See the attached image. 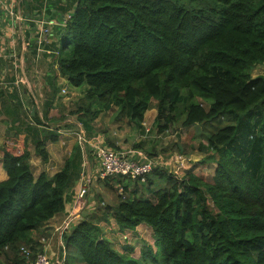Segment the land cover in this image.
Returning <instances> with one entry per match:
<instances>
[{
    "label": "trees",
    "instance_id": "trees-1",
    "mask_svg": "<svg viewBox=\"0 0 264 264\" xmlns=\"http://www.w3.org/2000/svg\"><path fill=\"white\" fill-rule=\"evenodd\" d=\"M62 31L71 38L58 48L59 74L73 87L86 84L73 112L86 126L96 101L142 128L153 100L157 133L172 123L214 129L196 147L175 143V156L204 155L182 178L154 168L166 182L156 190L148 189L150 174L145 182L98 177L111 202L98 195L95 209L63 234L66 253L83 264H264V76L251 75L264 64V0H77ZM26 140L5 135L1 145L0 254L10 264H27L25 249L30 258L43 251L36 227L65 208L70 161L80 158L76 144L51 178L35 176ZM34 152L49 158L44 141ZM211 162L209 180L193 172ZM109 216L119 229L147 222L155 249L138 258L117 251L99 225Z\"/></svg>",
    "mask_w": 264,
    "mask_h": 264
},
{
    "label": "crops",
    "instance_id": "crops-1",
    "mask_svg": "<svg viewBox=\"0 0 264 264\" xmlns=\"http://www.w3.org/2000/svg\"><path fill=\"white\" fill-rule=\"evenodd\" d=\"M76 3L77 0L0 1V79L3 81V84H0V181L7 179L1 161L3 154L1 145L5 135L26 136L33 175L37 176L44 172L49 178L62 168L72 148L78 145L80 158L78 163L76 161L73 178L72 173L69 175L65 208L52 218L40 222L34 235L35 241L42 246V250H45L53 264H64L66 256L64 239L62 241V233L58 228L73 217L69 222L70 229L73 223L95 209L98 195L101 196L98 192L92 195L89 189L88 195L80 201L77 200L81 174L91 176L90 188L99 177V164L95 162L97 160L94 157L95 149L99 146L124 149L113 145L115 142L116 145L123 147L118 139L114 137L107 139L108 131L95 130L99 126L92 125L93 121L98 122L95 116L86 126L77 117L78 114L73 113L77 109L78 98L73 96L78 95L75 92L81 90L83 92L79 96L83 97L86 87L83 84L79 87L70 86L66 78L59 74L56 55L60 46L59 37H64L65 34L61 31L60 36L57 30L60 24L65 26L70 19ZM45 26L50 28V41L48 44L40 45L39 35ZM4 74L10 75L9 78L5 79ZM19 78L24 82L13 84ZM63 93L66 95H62ZM34 117H37L39 122L34 121ZM65 123L69 128L74 127V130L69 131L63 127ZM102 129L106 130L104 124ZM49 131L56 136L55 141L49 139ZM37 140L44 141L49 155L46 162H42L34 152V143ZM148 151L151 152L148 148L145 151L132 148L131 156L137 160L150 158L155 162V169L158 165L166 171H169L167 168L169 162L176 159L170 149L167 154L154 151V154L148 155ZM211 163L215 169L216 164ZM82 166L84 170L81 169ZM190 167V165L184 167L185 170L182 175L179 173V177H182ZM150 175L153 177V183L148 189L156 190L163 185L164 182L154 178L156 175ZM141 192L145 195L147 191L142 189ZM91 195L92 198L89 197ZM99 225L104 238L110 240L113 247L121 253L138 258L144 247L154 249L156 247L152 228L145 221L140 222L134 229H119L115 219L109 216ZM73 254L72 263L83 264L80 255L77 252ZM4 261L3 264H10L9 261Z\"/></svg>",
    "mask_w": 264,
    "mask_h": 264
},
{
    "label": "rangeland",
    "instance_id": "rangeland-1",
    "mask_svg": "<svg viewBox=\"0 0 264 264\" xmlns=\"http://www.w3.org/2000/svg\"><path fill=\"white\" fill-rule=\"evenodd\" d=\"M71 36L65 35L64 37H59V42L62 44L65 40H70ZM251 75H263L264 76V64H258L255 65L253 70L251 71ZM7 76V77H6ZM10 75L4 74L3 77L5 79H8ZM61 83V81H60ZM70 85V84H69ZM86 87V84H83ZM71 86V85H70ZM83 91L78 90L75 92L78 95H75L73 97H78L77 98V104L80 103V100L82 99L81 95ZM62 95H66L63 93ZM151 108L146 110L144 112L143 120L141 122L142 128H137L135 124H133L130 121H127L126 118H116L115 115L117 113L116 107L112 106L108 110H103V108L100 106L98 102H94L92 105L95 106V119H97L98 122L93 121L92 125L94 124H99V126L95 129L98 132L102 131H108V134H106L107 139L108 137H114L115 139H118L120 142H122L123 147L116 145L115 142L113 143L114 146L118 148H124L120 150H126V151H131L132 153V148L134 149H140V150H151V152H147V154L152 155L154 154V151L156 153H162V154H167V151L170 149V152L175 153L174 150V145L175 143L180 144L185 143L187 146H194L196 147L199 143H205V136L204 134H210L214 132L213 128L209 126V124L204 125V124H199L196 127H194V130H184L181 129L179 123H172L168 129L157 133V127H156V122H155V116L157 115V110L155 106V101H151ZM93 116V115H92ZM91 116V118H92ZM103 124L106 126V130L102 129ZM108 129V130H107ZM96 131V132H97ZM94 132V131H93ZM114 132V133H113ZM109 135V136H107ZM251 143L247 142L248 147ZM182 147V146H181ZM203 153L200 151H194L190 152L187 155H182V152L180 154L176 155V159H172L169 162V174L173 175L174 177L179 178V173L182 175L184 172V167L187 165H190L191 167L194 166L197 161H199L203 157ZM150 159V158H149ZM152 160V159H151ZM97 163V161H95ZM71 163V168L69 171V174L72 173V178L74 176V173L76 171V166L77 164H73V158L70 161ZM73 164V165H72ZM157 165V164H156ZM213 164H207V165H196L195 168L193 169V172L199 175H202L205 179H210V177L213 175ZM166 167V166H165ZM82 170H84V166L81 167ZM157 169L160 172L164 171V168H161L157 165ZM184 177V175L182 176ZM180 177V178H182ZM103 181V180H102ZM168 182V181H167ZM169 184V183H168ZM166 182L163 183L162 186H165ZM91 192L92 195L94 193H100L102 201L104 203H110L111 198L108 194H106L103 191V183H101V179L99 181L96 179L94 183L91 186ZM137 191L141 192L142 191V186L136 183ZM145 187V184H144ZM90 191V190H89ZM89 191L87 195L89 194ZM151 193H146L144 196L145 197H150ZM92 195L89 196L92 198ZM78 203V202H77ZM211 203V202H210ZM76 252H67L65 256V261L64 264H71L74 260V254ZM0 259L4 261L3 255L0 254ZM51 261V260H50ZM62 261V260H61ZM53 264V262H51Z\"/></svg>",
    "mask_w": 264,
    "mask_h": 264
},
{
    "label": "built area",
    "instance_id": "built-area-1",
    "mask_svg": "<svg viewBox=\"0 0 264 264\" xmlns=\"http://www.w3.org/2000/svg\"><path fill=\"white\" fill-rule=\"evenodd\" d=\"M1 1V0H0ZM50 41V28H42L41 34L39 35V44L45 45ZM22 78L17 79L13 84L18 85L23 83ZM0 84H3V81L0 79ZM94 157L99 164V177L107 176H116L122 175L130 179L136 180L138 182H145L147 176L154 170L155 162L153 160L145 157L144 160L134 159L131 156V151L113 149L109 147L99 146L94 151ZM92 178L90 175L82 173L78 182L77 190V200L80 201L83 199L91 185ZM77 201V202H78ZM76 204L78 205V203ZM73 217H70L68 221H65L59 228L63 234L68 230L70 226V221ZM26 256L28 257L27 264H51L49 257L47 256L45 250L42 252H37L33 257H29L28 250H23Z\"/></svg>",
    "mask_w": 264,
    "mask_h": 264
},
{
    "label": "water",
    "instance_id": "water-1",
    "mask_svg": "<svg viewBox=\"0 0 264 264\" xmlns=\"http://www.w3.org/2000/svg\"><path fill=\"white\" fill-rule=\"evenodd\" d=\"M62 30H64V26L60 24V25L58 26L57 34H60V32H61ZM178 146L180 147V150L182 151L181 145L178 144Z\"/></svg>",
    "mask_w": 264,
    "mask_h": 264
}]
</instances>
